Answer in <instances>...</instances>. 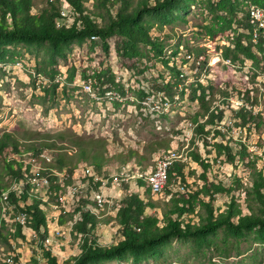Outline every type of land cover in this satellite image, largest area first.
Masks as SVG:
<instances>
[{"label":"trees","instance_id":"1","mask_svg":"<svg viewBox=\"0 0 264 264\" xmlns=\"http://www.w3.org/2000/svg\"><path fill=\"white\" fill-rule=\"evenodd\" d=\"M64 1L68 4L72 21L54 0L47 7L36 9L35 12H33L35 8L33 0H0V63L15 60L14 53H9L8 46L20 44L40 46L46 52L48 62L51 64V68L37 69L41 76L51 82L49 86L44 87L48 94L56 95L59 86L56 80L60 71L55 67L58 60L66 58L69 48L74 43H82L89 39H100L104 50H108L113 41L121 66L136 71L143 70L141 66L148 68V63L152 61L154 55L162 58L166 56L164 40L152 33L155 24L166 25L176 22L182 18L181 12L187 11L196 3L204 6L210 14L209 22L203 27L209 38L213 41L218 38L229 41L223 49L225 59H230L234 63L240 61L241 65L246 60H251L256 69H264L263 40L255 43L252 41L251 34L247 32L236 31L233 40L230 36L231 31L235 30L234 25L239 27L247 25L248 3L253 2L264 9V0ZM244 40H247V43H244ZM161 61L169 62L165 59ZM107 72L105 69L97 70L93 77L100 85H105L107 81L114 83L115 75L112 73L113 75L107 78ZM75 74L76 68L72 66L71 80ZM179 74L176 79L165 80L163 84L158 83L157 86L158 90L164 91L166 98L173 101L176 95L184 96L183 92H179L183 84ZM255 76H257L256 73ZM213 83L209 81L208 85H205L198 79L191 85L192 87L195 85L197 90L190 101L194 103L197 100L199 103V107L193 113L192 123L206 146L210 145L209 138L213 133L211 139L217 140L212 142L211 146L214 148L216 157L224 155L226 160L234 163L236 155L239 154L240 159L247 162L251 170L250 184L245 185L243 178L237 175L232 178L229 186H225L222 181H210L207 176L209 161L193 151L194 160L204 169L200 177L203 184L197 186L195 190L175 193L172 191L171 183L178 179L186 183L188 173L185 170L186 161L182 158H174L167 182L162 190L163 195L170 196L169 200L163 204L155 200L151 196V193L154 194L152 187L146 179H137L138 185L145 188L144 196H141L140 192L130 190V185L126 184L124 196L114 206L116 213L107 218V221H112L111 224L117 228L121 239L113 245H106L100 242L97 230L101 219L92 209L96 206V201L91 200L93 192L98 191L97 188L92 191V188L101 185L103 178L111 179V174L104 169L105 165L112 160L106 145L93 138L58 131L55 134L36 133L39 137L38 142H32L28 146L26 140L17 137L14 132L5 131L0 136V160L2 159L5 166V173L0 175L3 177L6 174L9 179L7 181L0 179V202L11 205L17 214H25L28 217L26 223L15 221L14 233L4 231L5 220L2 219L0 241L15 251L9 236L22 237L26 240L23 226L29 225L38 236L34 241L38 249L33 251L32 259L35 264L41 260L39 250L43 252L48 264H101L109 260L127 258L140 263L159 256L174 239L187 240L200 247L210 248L212 245H218L217 239L235 245L253 235L254 239L264 243V169H259L256 161L250 158L246 144L234 142L233 139L231 140L232 137H229L232 126L229 125V121L227 124L223 123L226 109L213 104L217 100H224L229 105L230 93L226 88L221 87L215 91L217 85ZM197 91H200L199 96L196 95ZM102 92L104 93L105 89H102ZM250 93L251 90H248L249 96ZM142 94H144L143 98L147 96L144 91ZM216 94H219L220 99L215 98ZM234 112L233 121L236 126L244 127L255 119V116L244 108ZM259 114L261 112L256 115ZM33 133L24 137H30ZM67 137L70 142L68 145L63 142ZM58 140H62V143ZM168 147V143L158 141L151 147L150 152ZM234 148L239 149V152L235 153ZM46 150L48 152L56 150V157L49 161L42 156ZM25 155H29V162L25 160ZM133 155L140 158L139 160L144 158L137 151H131L126 158L121 156L123 164L118 167V173L122 166L128 163V158ZM36 160L40 161L41 165L37 173H32L33 162ZM80 162L92 166L97 173L94 172V176L89 177L90 181L86 190L80 188L77 191L75 211L66 212L60 203V197L63 194L57 195L63 185L56 183L55 180L60 178L58 172H68L70 176L74 174ZM95 176L100 178L95 181ZM32 177H49L52 180L49 195L52 196L50 198L54 199L53 201L56 200L59 208L61 206L63 209V214L59 217L60 222L62 224L72 222V233L81 238V251L64 261L59 259L47 242L49 219L42 211V205L47 206V203L43 201L45 198L38 197L40 189L33 184ZM72 181L69 177L67 183L71 184ZM14 183L20 184L21 191L12 189ZM238 189H243L245 193L247 212L234 194ZM7 191H10L8 195L5 194ZM219 193L231 196L223 211L216 208L214 204L215 195ZM50 206L48 207L53 209ZM148 209H151V212H148ZM76 214L80 216L78 220H75ZM15 260L18 261L19 257L13 255L11 262L5 264H16Z\"/></svg>","mask_w":264,"mask_h":264},{"label":"rangeland","instance_id":"2","mask_svg":"<svg viewBox=\"0 0 264 264\" xmlns=\"http://www.w3.org/2000/svg\"><path fill=\"white\" fill-rule=\"evenodd\" d=\"M51 1L53 0H33L35 4L33 12L47 7ZM54 1L72 21L66 1ZM180 15L182 18L174 23L155 24L152 33L164 40L166 56L162 58L154 55L152 61L148 63V68L141 66L143 70L136 71L121 66L113 41L108 50L101 47L98 38L74 43L69 48L66 58H60L55 66L60 71L56 80L59 83L56 95L48 94L44 90V87L49 86L51 82L41 76L37 70L43 67L51 68L48 56L40 46L23 44L8 46L9 53H14L15 60L0 63V136L5 131H12L20 139L26 140L29 146L32 142H38L39 137L36 133L55 134L64 131L93 138L106 145L112 160L104 169L111 174V179L103 178L101 185L92 188V191L97 188L98 192L105 195L104 208L99 209L96 206L92 208L101 218L97 233L102 244L112 245L121 239L119 234L115 238V227L111 225L112 221H107V218L115 213L114 206L124 196L126 184L130 185V190L140 192L141 196L145 195V188L137 185L135 179L122 180L119 177L123 170H130L132 176L139 169H155L159 159L166 156L182 158L187 164L185 170L188 179L186 183L180 179L171 183L172 191L177 193L195 190L197 186L203 184L200 177L204 169L194 160L192 155L194 151L209 161L207 176L210 181H222L225 186H229L232 178L237 175L243 178L245 185L250 184L251 170L247 162L240 159L239 154L236 155L234 163L226 160L224 155L216 157L211 146V143L217 140L211 139L213 133L209 138V146H206L200 134L196 133L192 119L199 103L197 100L192 103L190 98L197 90L195 85L193 87L191 85L198 79L205 85H208L209 81L214 82L213 84L217 85L215 91L219 87L226 88L230 93L229 101L241 99L246 88L247 92L251 90L250 96L253 100L250 102L253 103L254 112L261 114L255 115V119L244 127L234 125L235 112L229 109L227 102L217 100L213 105L226 109L223 123L227 124L229 121V125L232 126V131L229 133L231 140L246 144L250 158L256 161L259 169H264V69H256L251 60H246L241 65L240 61L234 63L223 57L224 45L229 41L225 38H218L216 41L209 38L203 27L209 22L210 14L200 3L191 5ZM234 27L238 29V25ZM235 32V30L231 31V39ZM190 53L192 58H189ZM199 53H204L202 54L204 63L198 64L195 61ZM161 59L169 62H163ZM72 66L76 68L73 80L70 79ZM102 69L108 71L107 78L115 75L114 83L107 81L105 85H100L96 82L93 74ZM178 74L183 82L179 92H183L184 96L176 95L173 101L166 98L164 91L158 90L157 86L158 83L163 84L165 80L176 79ZM86 82L94 84V92L85 89ZM102 89H105L104 93ZM108 90H113L116 95L113 98L106 97ZM142 91L147 95L145 98L142 97L144 95ZM196 95L199 96L200 91H197ZM215 98L220 99L219 94H216ZM31 133L32 136L24 137ZM58 141L62 143V140ZM158 141L168 143L169 147L150 152L151 147ZM63 142L68 145L69 138L67 137ZM131 151H137L144 158L139 160L136 155L131 156L118 173V167L123 164L120 157L126 158ZM234 152L238 153L239 149L234 148ZM44 153L42 156L49 161L57 155L56 150L50 152L46 150ZM24 158L27 162L30 161L29 155H25ZM33 163L32 173H37L41 162L36 160ZM94 172L97 173L92 166L84 162L79 163L76 172L71 176L68 172H58L61 179L58 181L63 188L57 192V195L63 194L60 203L66 212L75 211L77 191L80 188L84 190L88 188L89 177L94 176ZM4 173L5 166L1 159L0 174ZM69 177L73 180L71 184L67 183ZM1 178L5 181L9 179L6 174L3 177L0 175ZM99 178L94 177L95 181ZM33 184L40 189L38 197L45 198L43 201L47 203V206L42 205V211L49 219V246L61 261L78 254L81 251V238L72 233V222L67 224L60 222L59 217L63 214V209L61 206L59 208L56 200L50 198L52 196L49 195L51 193L49 184L39 185L34 182ZM12 189L19 192L21 186L14 183ZM9 192L5 194L8 195ZM234 194L247 212L243 189H238ZM93 196L92 194L91 200L96 201ZM151 196L161 204L170 198L169 195H163V192L151 193ZM230 198L228 194H216L215 207L223 211ZM50 205L54 211L48 207ZM148 212H151V209H148ZM18 214L11 205L0 202V225L1 220H5V232H15V221H19ZM159 215L161 216L160 213ZM75 217L77 220L79 214ZM23 232L27 237L26 240L22 237L9 236L15 251L0 241V264L11 262L13 255L19 257L18 261L15 260L16 264H35L32 259L33 251L38 249L34 242L38 236L29 225L23 226ZM217 240L218 245L209 248L200 247L191 241L174 239L156 258L140 263H135L131 258L115 259L101 264H264V243L254 239L253 235L235 245ZM39 253L42 255H39L41 260L38 264H48L43 252L39 250Z\"/></svg>","mask_w":264,"mask_h":264},{"label":"bare ground","instance_id":"3","mask_svg":"<svg viewBox=\"0 0 264 264\" xmlns=\"http://www.w3.org/2000/svg\"><path fill=\"white\" fill-rule=\"evenodd\" d=\"M253 9L254 11L257 12V15L260 16V17H263L264 18V9L259 7L258 5L254 4L253 2H249L248 3V11L250 9ZM239 29H235V31H238V32H247V33H250L252 38H253V32L250 30V29H245L242 28V27H237ZM235 38V33H234V37L233 39ZM232 39V40H233ZM255 43L259 42L260 40H258L257 38H253V40ZM92 80V79H91ZM93 83V82H92ZM94 85V84H93ZM93 85L89 82H86L85 83V89L88 90L89 92H94V87ZM96 93V92H95ZM93 95V94H92ZM115 92L113 90H108L106 92V97L108 98H113L115 96ZM174 162V158L170 157V156H166L162 159H159L158 161V164L156 166L155 169H152V170H145V169H139L137 170L134 174H132V176L130 175V170L126 169V170H123L120 172L119 174V177L122 178V180L126 179V180H130V179H135L134 181L137 182V179L138 178H143V179H146L151 187H152V191L155 193V194H159L162 192L163 188L165 187V184L167 182V177H168V172H169V169H170V166L173 164ZM132 172V171H131ZM160 174V182L158 184H156V187H155V181L154 179ZM113 179V178H112ZM121 180V179H120ZM125 180V181H126ZM34 182V181H33ZM125 183V182H124ZM137 185H138V182H137ZM133 187V186H132ZM137 187V186H136ZM93 197L95 198L96 200V207H98L99 209H103L104 206H105V195L103 193H100L98 191H94L93 192ZM108 203V202H107ZM58 204V203H57ZM102 212V211H101ZM116 213V211H115ZM113 213V215L115 214ZM19 215V214H18ZM18 217V220L21 222V223H26L27 222V217L28 215L26 216L25 214H20ZM80 218L77 217V220ZM101 219V218H100ZM112 226L114 224H111ZM114 227V226H113ZM72 228H73V224H72ZM73 232V231H72ZM115 238H116V235H118V232H117V228H115ZM50 238V237H49ZM48 238V240H49ZM48 242V241H47ZM110 243V242H109ZM115 244V243H114ZM110 245V244H109ZM113 245V244H112ZM9 256V255H8Z\"/></svg>","mask_w":264,"mask_h":264},{"label":"built area","instance_id":"4","mask_svg":"<svg viewBox=\"0 0 264 264\" xmlns=\"http://www.w3.org/2000/svg\"><path fill=\"white\" fill-rule=\"evenodd\" d=\"M246 20H247V25L246 26L242 25V28H249L253 32V38H257L258 40L264 41V18L258 16L257 12L251 8L249 11H246ZM244 43H247V40H244ZM202 54L204 53L199 54V56L195 60L198 64L204 63L202 59L203 56ZM189 58H192L191 53L189 54ZM244 92L245 93L241 95L242 96L241 99H235V101H229V109L238 110L240 108H244L245 110L251 112L255 116L256 112H254L253 103L250 102V100H253V98L252 96H249L247 92V88L245 89ZM32 178L34 179V183H38L39 185L49 184V188L52 187V180L49 177H32ZM58 180L61 179H56L55 182L59 183ZM154 181L156 187V184L160 182V174L154 179ZM55 207L57 208V206Z\"/></svg>","mask_w":264,"mask_h":264}]
</instances>
